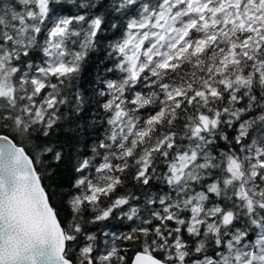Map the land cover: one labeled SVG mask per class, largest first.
Here are the masks:
<instances>
[{
	"label": "snow or ice",
	"instance_id": "6c2138e0",
	"mask_svg": "<svg viewBox=\"0 0 264 264\" xmlns=\"http://www.w3.org/2000/svg\"><path fill=\"white\" fill-rule=\"evenodd\" d=\"M0 264H264V0H0Z\"/></svg>",
	"mask_w": 264,
	"mask_h": 264
}]
</instances>
